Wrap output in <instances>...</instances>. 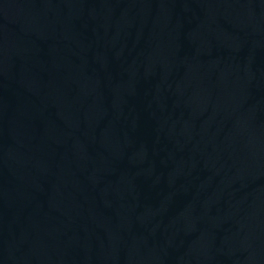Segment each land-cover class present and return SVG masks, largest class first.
<instances>
[{"label":"water","instance_id":"obj_1","mask_svg":"<svg viewBox=\"0 0 264 264\" xmlns=\"http://www.w3.org/2000/svg\"><path fill=\"white\" fill-rule=\"evenodd\" d=\"M0 264H264V0H0Z\"/></svg>","mask_w":264,"mask_h":264}]
</instances>
